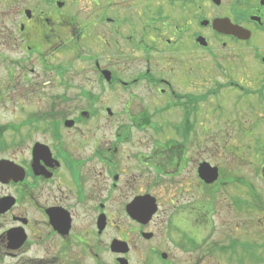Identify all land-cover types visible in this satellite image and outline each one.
<instances>
[{
	"label": "flooded vegetation",
	"instance_id": "1",
	"mask_svg": "<svg viewBox=\"0 0 264 264\" xmlns=\"http://www.w3.org/2000/svg\"><path fill=\"white\" fill-rule=\"evenodd\" d=\"M79 44L76 85L56 61ZM0 46L28 54L21 117L0 126V264H203L214 234L239 245L261 201L246 163L264 187V0H0ZM38 59L73 103L23 110Z\"/></svg>",
	"mask_w": 264,
	"mask_h": 264
},
{
	"label": "rangeland",
	"instance_id": "2",
	"mask_svg": "<svg viewBox=\"0 0 264 264\" xmlns=\"http://www.w3.org/2000/svg\"><path fill=\"white\" fill-rule=\"evenodd\" d=\"M75 47L77 50L75 53L80 54L81 59L75 58L76 55L68 63L63 62V60H58L56 61V65H64L67 67L66 72H69V74H75V77L77 78H68V80H70V83H75L77 85L81 81L79 80L80 71L81 73H84L90 72V69H92L90 63L84 62L83 58L87 54H91L94 47L85 44H79L78 47ZM69 50L71 51V48H69ZM75 53H67L65 56ZM27 55L28 54L23 49L0 46V126H5V128H7L9 122H13L21 117L18 114L21 109L18 108L19 103L17 101V93L11 83L15 84L17 78L21 76L22 70L18 64L19 58H25ZM32 58H34V55ZM30 61V59H27L26 66ZM81 67L83 69L79 70ZM33 68L35 71H33V76L31 77L36 78L38 86L37 102L28 101L26 103H21L24 111L28 110V106L34 105L36 111L39 113L41 112V108L49 104L52 100L55 99V103H59L61 94H65L70 98L68 102H63L61 104L74 102V95L77 90L73 87H67V85L64 86L57 80L54 81L53 73H55L56 70L46 69L39 59L33 65ZM171 79H174V75L171 76ZM200 80L201 78H198V82ZM213 143H216V140H214ZM251 163L254 165L257 164V161L253 160V162L245 164V177L246 180L255 187L260 195L261 201L258 200V203L255 205V203L247 196L246 200L249 204L246 205L244 214L242 215V219L244 220V234L239 237V241L245 243L242 244V246H237L236 254L232 255V253L229 252L222 253L218 249H220V246L228 245L229 241L219 234H214L213 240L211 239L210 241L213 243V255L202 258L201 260L204 262L203 264H264L257 261L259 256L262 258V261H264V187L254 177L252 173L253 165ZM227 201L228 200H225L224 202ZM222 206L225 207V204L223 203ZM225 214L226 210L223 208L220 215H213L214 227H218L217 224L226 217ZM246 243L252 245L253 248H250ZM166 249L171 252L175 259H178L177 252L174 249L171 247ZM230 254L232 258L228 259ZM249 257H251V261ZM254 261L255 263H253Z\"/></svg>",
	"mask_w": 264,
	"mask_h": 264
},
{
	"label": "water",
	"instance_id": "3",
	"mask_svg": "<svg viewBox=\"0 0 264 264\" xmlns=\"http://www.w3.org/2000/svg\"><path fill=\"white\" fill-rule=\"evenodd\" d=\"M214 25H217V26H223V27H227V31H231L232 33H238V31H236L235 29L231 28L232 25L229 23H224L223 21L222 22H215ZM2 175V171H1V163H0V176ZM201 176L203 177V179H205V181H212V179H214L216 177V174L213 172V173H208V171H204L203 174H201ZM156 207L153 206V208L151 207L150 204L146 205L144 211H149V215H152L155 211Z\"/></svg>",
	"mask_w": 264,
	"mask_h": 264
}]
</instances>
